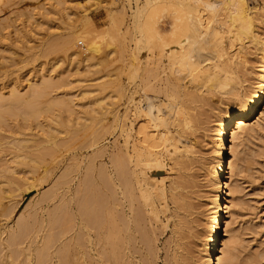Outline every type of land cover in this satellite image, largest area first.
Segmentation results:
<instances>
[{"label": "bare ground", "instance_id": "6f19581e", "mask_svg": "<svg viewBox=\"0 0 264 264\" xmlns=\"http://www.w3.org/2000/svg\"><path fill=\"white\" fill-rule=\"evenodd\" d=\"M1 1L4 3V0ZM65 1L55 0L54 4L52 1V6L58 9ZM96 1L99 4L106 1L105 5H116L118 2ZM165 1L174 10L172 17L175 22L170 31L162 26L164 24L158 28L152 22L154 18L148 12L152 9L149 8L153 4L152 0H144L143 3L141 0H126L127 6L122 3L115 8L106 7L107 27L104 31L100 29L102 31L93 34L91 27L67 34L58 33L57 39L64 51L73 47L78 36L86 39L85 52L72 49L69 53L71 61L77 55L82 57V60L76 58L72 62L74 64L76 61V67H73L79 74L90 70L91 63L88 60L100 51V38L108 36L113 39L128 34L132 41L128 75L134 79V83L128 90L129 102L125 109L123 107L121 113L115 112L108 125L105 122L103 127L99 125L101 129L97 126L103 120L97 121L98 108L77 109L74 108L76 103L72 96L53 99L48 96L45 107L50 112L55 107L75 112V123L70 118L67 121L61 117L58 128L67 130L68 126L74 125L72 133L81 135V143L91 147L96 145V148L89 154L90 159L83 166L84 172L78 178L73 193L69 194L66 190L62 196L59 195L47 208L46 214H40V203L57 196L54 187L68 179L72 165L78 166L76 162L67 164L61 174L52 177L47 189L32 196L34 176L30 173L40 172V164L45 156L66 143L65 138L57 136L53 125L37 119L38 112L43 110L39 103L47 96L49 87L55 86L57 81L54 84L53 77L44 73L37 80L28 78V92L15 84L8 90L0 88V134L1 129L11 132L10 135H4V139L0 136V201L7 192L10 200L6 210L14 216L7 228L2 229L0 224V264H134L133 254L137 251L141 255L139 264H158L154 223L160 220V212L168 208L166 167L169 160L182 166H186L187 160H192L195 145L184 136L187 131L185 133V128L182 129L180 125L190 128L194 124H203L211 137L213 165L208 170L209 211L205 218V230L199 231L197 223L193 224L194 221L190 220L186 212H192L195 203L188 198H176L178 206L186 212L179 219L177 231L189 233L191 230L194 237L201 238L202 264H238L239 255L236 246H233L237 235L229 224L221 249L219 244L226 213L240 202L241 185L236 175L242 170L240 154L245 149V139L264 129V123L250 122L264 107V5H252L255 0ZM127 16L130 23L124 25ZM84 18L88 24L85 23V26H94L90 16L84 15ZM156 49L160 51L157 61ZM142 52L144 55L140 56ZM251 53L256 54L255 60L249 58ZM152 76L162 82L159 81L155 88H158L159 93H164L166 98L159 96L157 91V95L152 96L146 93L141 95L142 91L138 93V87L146 82L143 86L146 88ZM189 86L192 89H189L190 98L187 96ZM182 87L188 92L183 89L182 92ZM204 88L206 92L218 90L230 94L233 99L213 109L212 113L201 110L194 112L192 102H201L203 107L207 101L199 93ZM180 94L183 95L182 101L180 104L175 103ZM6 103L9 105L4 106ZM210 104V108H214ZM82 112H85V116L87 114L88 120L80 119L83 118ZM17 114L24 115L23 120L12 122L9 117ZM32 117L37 119L36 124L31 120ZM177 124L180 130L173 129L175 125L178 127ZM34 125L40 126L45 136L25 132L26 128ZM110 128L114 134L109 155L113 167L111 172L105 162H95L96 157L106 151L103 144H98V140ZM83 137L85 139L82 140ZM21 164L24 166L17 170L16 166ZM50 168L40 172L42 179L55 174ZM227 170L231 171L230 181H226ZM190 175L182 176L187 187L196 185V177ZM19 195L27 199L23 211ZM125 207H128L129 212ZM138 240L140 245H137ZM187 243H177L182 247V253L180 257L179 254L175 256L182 260L181 264H192L196 255L192 251L193 245L189 249L190 242ZM220 252L222 255H219Z\"/></svg>", "mask_w": 264, "mask_h": 264}, {"label": "rangeland", "instance_id": "374dc122", "mask_svg": "<svg viewBox=\"0 0 264 264\" xmlns=\"http://www.w3.org/2000/svg\"><path fill=\"white\" fill-rule=\"evenodd\" d=\"M52 1H54L53 4L56 3L55 0H10V2L4 0V3H2V1L0 3V88H5V90H8V88L15 84L18 85L22 91L26 90L28 92V78L32 77V79L35 78V80H37L44 73L49 74L48 76L53 77L52 79L55 80L54 84L57 81V84H55V86L52 85L51 87H49L50 89L48 88L49 90L47 92V96L45 97L46 100L43 98L42 101H45H41L39 103V105L43 107V110H40L38 112L37 119L41 120L44 123H50L51 125H53L56 128L55 132L57 136L59 138H65L64 140L66 141V143L60 144L57 149L52 152V154H47L45 156V159L40 164V172H43L44 169H49L51 167L50 169L52 171L54 170L53 172L56 175L53 174L50 177L48 176L46 179H42V174L40 172L37 171L35 173H30V175L34 176L32 177L34 179L32 196H34L36 192L47 189L48 186H50V180L52 179V177L61 174L62 168L64 166L69 163H78V166L76 164L75 166H71L74 167L73 169L70 167L68 172V179L64 181L65 183L62 182L64 183V185L62 183H59L58 186L54 187L55 190H53L55 191V194L57 196L51 198L50 201L43 200L40 203V214H46L47 208L50 205L52 206V203L58 199L57 197H59V195L62 196L63 192H65L66 190L69 191V194L73 193L78 182V178H80L84 172L83 170L85 169V167L83 166L87 164V161L90 159L89 154L92 153V150L96 148V145H93L91 147L87 144L85 145L84 143H81V135L79 136L76 134V136L80 140L76 141L78 139L75 134L72 133V130L75 129L74 125L68 126L67 130H61L60 128H58V122L60 121L61 117L67 119V121H69L70 118V121L72 120V122L75 123V112L71 113L67 110H63V112L60 107H55L50 112V110L46 109L45 102L49 98L53 99L54 97L72 96V98H75L74 101L76 103L74 105V108L77 107V109H81L82 107H84L85 109L88 108L91 110L92 107H96L99 109L96 112V115L98 116L97 121L99 122L103 119V122L101 121L100 124H97L99 129H101L103 127L102 124H107V122H110L111 117L115 112L121 113L125 109V105H127V102H129L127 98L128 90L130 87H133L132 84L134 83V81H132L134 79H131L128 75L129 66L127 65L129 64L130 60L129 49L132 46V41L130 40L128 34H126L125 36L121 34L115 36V38L113 39L108 36L102 39L100 38V51L94 53L93 57H90L88 62L91 63V67L89 71L83 72L84 75L83 73L79 74L78 72H76V68H74L76 67V61L74 63L75 65L72 63L76 58V60H78L81 55L79 56L75 53L77 57H74L75 59H72L71 61V55H69V53L72 49L80 50V52L82 53L85 52L87 47L86 39L78 36L73 44V47L70 48L69 51H64V49L61 48L60 40L57 39L58 33L67 34L74 30H83L84 28L89 29L92 27L91 32L93 34H97L100 29H103L104 31L106 29L105 27H107L106 7L109 6L115 8L122 3L126 4V0H118L119 3L117 2L116 5L110 3H106L105 5L104 3L106 1L103 3V5L99 4L96 0H66V5H57L58 9L53 7L54 5L52 4ZM141 1L142 3L144 2V0ZM154 1L157 0H152L153 4H151V6L149 7L153 10L151 9L150 11H148L149 15H151V18H154L153 20L151 19L152 22L155 24V26L157 25L158 28L166 26L170 31L173 28L172 26L175 22V19L172 17V13L174 12V10L171 4L165 0H159V2L157 3ZM253 1L254 0H252V2ZM254 4L258 7L260 4L261 6H263L264 1L255 0L252 5ZM64 6H68L69 8H65ZM52 7L56 10H54ZM59 7H61L60 10ZM84 15H88L91 19H93L92 21L94 23V26L84 25L86 23ZM126 23H130L129 16H127L124 25H127ZM160 24L164 25L161 26ZM123 28L125 29V26H123ZM143 55L144 53L142 52L140 56ZM159 57L160 51L159 49H156L155 61L159 60ZM249 58H253L255 60L256 54H249ZM163 59L165 60L166 58ZM79 60H82V57L79 58ZM77 63L79 64V62ZM68 64L70 68L68 67ZM81 64L82 63L80 62V65ZM149 79H151L149 81H152L150 82L152 83V86L150 87V83H148L149 81H147V87H143L146 85L145 82L143 86L141 85L139 86L140 88L138 87V93L139 91H142V93L140 92L141 95H145V93L151 96L158 94L159 96L166 98L164 93H159V91H157L158 88H155V86H157L156 84L160 81L158 77H155L154 79L152 76ZM136 80H138V78H136ZM138 81H140V79ZM141 87L143 88L141 89ZM189 87H187L188 90L191 89V87ZM182 89L188 92V90H185V88L182 87L181 90ZM143 90L145 92H143ZM191 90H189L187 95L189 96V98V93L191 94ZM119 91H121L122 93H120ZM156 91L157 94H155ZM202 91L199 92L198 90L197 93L199 92L200 94H203L207 98V101L206 103H204L205 105L202 103L203 107L200 104L201 102L197 104L196 102H192L194 104V107L196 105V107L194 108L192 106L193 104L191 103L194 112L201 110L203 112L212 113L213 109L216 110L217 107L222 105L224 106L227 103L231 102L233 99L232 95L220 92L218 90H216L218 92H216L215 90H213L212 92L207 90L206 92V89L204 88ZM182 94L178 95L180 98H177L175 103L180 102V100L183 98ZM210 103H212V107L214 108H210ZM6 104L7 105L4 104V106L9 105V103ZM263 110L264 107H262L257 115L252 117L250 122L256 124L264 123V121H262L264 119V113H262ZM60 112L64 115L61 116L62 114ZM82 113L83 118L80 119L85 121L84 119L86 118V120H88L89 118L86 117L87 114L85 116V112ZM90 114L92 115V113ZM73 115L75 121H73ZM23 116L24 115L17 114L11 115L9 118L12 122L16 123L17 121H22ZM56 117L59 118L56 119ZM35 118L32 117L31 119L32 121H34V124L37 123V119ZM177 122L178 121H176V123ZM178 123H180V121ZM99 125H101L102 127ZM197 125H199V123ZM180 126L182 129L183 127L185 128V133L187 131L186 134L184 133V136H186V138H189L188 140H190V142L195 145L194 156H191V158L193 157L194 160L192 158V160L189 159L186 161V166L188 165V168L186 166L176 164L174 160H169V165L166 167L168 208L165 211L160 212V220L154 223L156 237L155 241L156 247L158 248V254L156 256L158 264H173L172 262H174L175 264H181L182 260L178 257H180L182 253V247L177 243H182L184 241L186 243L188 242L187 245L190 242V245H188V247L190 246L189 249H191V245H193L192 251H194L196 255L194 256L192 264H202V261L200 259L202 254V246L200 243L201 238L194 237V235L191 234V230L189 231V233L187 231H184L185 233L187 232L186 234L177 230L179 229V219L186 212L189 214L187 215L190 220L194 221L193 224L195 223L196 225L197 223L198 227L196 228H199V231L205 230V218L207 217V213L209 211L208 204L210 194L208 170H210L211 165H213V151L211 152L212 144L210 140L211 137L210 132L205 131L203 124H201L202 127L200 125L196 126L194 124V127L196 129L193 127V125L190 128L183 125ZM180 126L178 125L177 127L175 125L173 126V129L175 130V128H178L177 130H180ZM110 129H107L108 131L106 132L104 131L103 136L101 135V139L99 138L98 140L100 141L98 144H103L106 148V151H104L103 154L98 155L99 157H96L97 160H95V162L97 161L96 164L105 162L106 167L108 166V170H110L111 172L113 167L109 155L111 152V148H113L112 145L114 144V134L111 132L112 129ZM25 132L28 134L31 132L36 133L41 137H43V135L45 136V134H43L41 130V127L38 125H34L32 128H26ZM26 133H24V131L22 132L23 135H25ZM203 133H205L206 135ZM256 133L245 139V149L242 150L240 154V166L242 167V170L241 172H239V174L236 175V178L239 180V183L241 185V192L239 194V196H241L240 202L236 207L230 208L229 212L226 213V217L224 218L222 223V237L219 244L221 249V247H223L222 241L225 235V230L228 228L227 226L229 224L230 228H232V230L234 229L233 233H236L237 235V237L234 238L233 246H236V251L239 255L238 264H264V129L263 131L261 129ZM8 134H11L9 130L1 129L0 136H2L3 139L4 135ZM85 137H83L82 140L85 139ZM83 144L85 145V147L83 146ZM1 151L4 152L2 149ZM23 166L22 164L17 165L16 168L17 170L22 169ZM180 166L182 169L180 168ZM184 167L186 169H184ZM187 169L188 172H186ZM188 174H191L190 176H193V178L196 177V185L193 184L191 185L192 187H187V184L182 181V178H184ZM230 175L231 171L227 170L226 181L231 180V178H229ZM70 176L72 177L71 179ZM68 193L66 195H68ZM20 197L22 200L20 207L23 211L27 203V199L26 197L22 198V196L19 195L18 198ZM179 197L181 199L188 198V200L190 199L191 201H193V204L195 203V209L192 210V212H185V210L180 208L176 202V198ZM1 200L0 224L2 225V229H5L7 228L8 223L13 221L12 219L14 216L13 213L9 214V212L6 210L7 203L10 200L7 192L4 194ZM125 209L129 212L128 207H125ZM231 209L234 210L232 211ZM232 212L235 213H233L232 215ZM15 215H17V212H15ZM199 221H201V223ZM188 236H190V238ZM137 245H140L139 240L137 242ZM133 255L134 264H139V259L141 256L140 253L137 251L134 252ZM175 255H178V257H176ZM219 255H222V252H220ZM170 259L172 260L170 261Z\"/></svg>", "mask_w": 264, "mask_h": 264}]
</instances>
